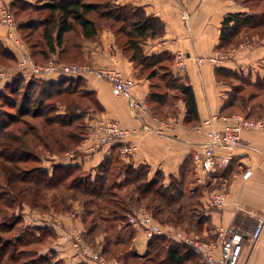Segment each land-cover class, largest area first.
<instances>
[{
  "label": "crops",
  "instance_id": "1",
  "mask_svg": "<svg viewBox=\"0 0 264 264\" xmlns=\"http://www.w3.org/2000/svg\"><path fill=\"white\" fill-rule=\"evenodd\" d=\"M14 1L0 0V6H12ZM114 3L142 8L147 15L159 18L165 24L163 37L150 38L142 44L144 53L148 56L168 54L173 57L171 72L176 78L186 79L192 86L198 105L199 121H186L184 103L179 117H170V121H166L170 125L167 129L159 133L149 132L137 139L138 150L134 155H125L122 147L115 149V146L100 145L90 133L77 153L44 158L42 168L50 174L54 169L52 166L56 165L80 166L85 172H95L107 157L117 151L120 159L135 168L149 166L151 178L156 172H161L165 183L169 182L171 176H178L189 159L194 164L196 176L200 178L199 184H205L207 176L200 177L194 157L207 142L209 129L203 128L199 131L198 128L207 120L216 118L215 127L222 130L226 124L232 122L234 114L230 108H224L229 97V87L217 79L216 68L238 72L253 81L264 77L263 67L260 66L264 63V39L259 37L252 38L253 46L241 50L233 59L218 66L207 61L215 55L220 44L225 17L231 13L251 14V9L237 0H114ZM99 27L96 39L85 40L82 37V40L74 43L81 60L96 68H114L125 77L133 78L136 85L130 95L117 97L109 82L92 73L83 76L87 90L95 94L104 108L103 116L117 120L127 128H155L151 109L156 105L151 102L150 79L142 76L119 46V38L111 24L104 22ZM0 42L12 51L17 60L21 58L19 49L8 40L7 26L1 22ZM180 55L183 56L182 61L179 59ZM199 59L203 61L199 62ZM18 71L13 72L17 74ZM1 79L0 92L5 84L2 82L10 83V80ZM219 152L222 156L225 154ZM231 153L232 159L228 164L218 167L214 173L208 175L213 178L210 183L212 186L216 185V191L228 193L226 205L221 209H212L208 215L215 233L218 234L221 230L227 234L239 232L245 237L239 264H264V233L256 244L250 240L256 226L264 220V129L244 132L240 144ZM248 171L251 174L245 177ZM211 194L210 191L204 193L203 204L206 205V201L209 203ZM75 207L74 218H70V213H38L32 211L28 205H24L19 213L25 230L38 229L37 236H40V230L50 232L47 237H42L43 242L39 244L44 245L39 249L40 257L52 256L53 264H98L64 239L69 231L86 230L83 223L85 212L78 204ZM124 233H128L130 239L133 238L135 252L144 255L150 241L144 230L132 226Z\"/></svg>",
  "mask_w": 264,
  "mask_h": 264
},
{
  "label": "rangeland",
  "instance_id": "2",
  "mask_svg": "<svg viewBox=\"0 0 264 264\" xmlns=\"http://www.w3.org/2000/svg\"><path fill=\"white\" fill-rule=\"evenodd\" d=\"M24 1H26V3ZM45 1L46 0H22L21 2H18L14 8L7 5L0 6L1 23H3L1 21V13L3 10L7 11L8 14H10L11 16L12 19L11 24L14 28L13 35L15 37L13 44L19 45L18 49L20 51V55L21 56L26 55L33 64L38 66L58 64V65H66V66L77 65L80 67L89 66L95 68V66L81 60L77 52V49L75 47L76 44L74 43H76V41L82 40V34H80V31L79 32L77 31L78 30L77 27L74 29L72 33H70L67 36L66 39L67 43L64 45V48L66 49L64 51L61 48H57L56 53L52 54V57L46 60H45L46 53H44L45 55L40 54L41 53L40 50H44L47 48H44L43 44L37 45V43H40L41 31H42L41 27L39 28L37 24L39 19L43 20L46 17H49L50 14L48 11H35L32 8L30 9L29 5H27L28 4L27 2H29L30 5L33 6V5H42L46 3ZM90 1H95L97 3H106V4L109 3L110 5L112 4L111 2H114V0H90ZM243 1L247 2L248 3L247 5L251 6L253 10L256 12H262L264 10V0L262 1L243 0ZM116 6L117 5L114 4L112 5L114 9ZM91 17L95 19L99 23V25H103V22L105 21L98 18V15L95 12H92ZM26 23H31L32 26H34L33 30L25 29L23 28L24 26H21V24H26ZM113 29L119 38V46L124 50L127 57L130 58L131 56H133L134 53L133 50L131 49V44L129 43L130 31L132 30V28L128 24L126 25L122 23H117L114 25ZM255 37L260 38V36L256 34ZM261 39H264V30L261 33ZM243 42L245 41L237 43L233 47L231 46L230 48H228L227 50L226 49L217 50L214 56L208 58V59L212 57L221 58V60L217 61V63L212 60L211 61L207 60V61L214 64L215 66H218L222 62H226L230 59H233V57L241 50L253 46L254 41L252 38H250V40H248L247 43L246 42L243 43ZM17 62L18 61H16V63H13L8 59L3 60L2 58H0V78L5 73H10L12 75L10 78L1 79L2 81H7V80L11 81V79L16 75V73H14L13 71L19 70L18 68L19 63ZM146 63H147L146 68L137 65V69L141 72L142 76L150 79L152 92L158 93L162 97V99H160V103L155 104L156 106L152 107L153 109H151V112L154 114L152 118L156 124L155 128H157V130L161 129L160 132H162L165 129H167L164 125H162V122H164L167 125L168 123H166V121H170L169 120L171 119L170 117L172 118L179 117V115L183 111L184 101L182 99L180 90L176 88L177 85L174 82L176 77L170 71V66H171L170 63L159 62L157 59L147 60ZM260 66H262L263 67L262 69L264 70V63L260 64ZM232 73H234L233 76L227 75L224 78L222 77L221 80L229 87V95L230 94L233 96L235 94L237 95L238 101L236 102V106L233 109H231V111L232 110L235 111V113L233 112L234 113L233 116H237L240 114H247V113L249 114L251 113V108H252L251 106H255L257 104H264V90L258 88L259 84L264 85V77L255 79L253 81L251 80L250 77L242 76L238 72L232 71ZM27 78L30 79L32 77L28 75ZM44 80H46L47 82H52L53 79L44 78ZM2 83H5L6 85L8 84V82H2ZM28 83L25 82V84L18 85L17 89L15 90L17 91V93H15L16 95L10 94L6 98H0V122L2 120H6V121L10 120V116L18 117L19 121L14 123L9 128L8 131L12 134L18 135L21 138L20 141H22V145L24 146V148L31 147L35 149V151L39 153V155L41 156V157L35 156L37 158L35 162L30 161L29 163L26 164L22 163L19 166L21 167V169H29V168L31 169L40 166L42 162L41 158L43 156H45L43 158L49 159V157L51 156L63 157L64 154L66 153H77L79 151V148L89 137L90 133L93 134L92 136H94L95 139L101 145L102 139L106 135L105 133L101 132L100 129L98 128V124L100 123V121L116 122V124H118L121 128H125V129H139V128L124 127L119 121L103 116L104 111L101 112L98 108L95 107V105H93L94 102L93 99H95L94 96L92 95L91 98L86 97L88 95L87 84L85 80H83L82 78L79 80L75 79V81L73 80L66 85V87H70L72 91H77L76 93L74 92V94L63 95V96L61 95L54 98H47L48 97L47 93L54 91L49 85L47 86L44 85L43 82H37V81L28 82ZM5 84L3 86V89L6 87ZM27 85H31V86H27ZM27 94H30L32 96L30 100L31 103L41 102L45 105H53L54 108H51L52 110L50 113H48V115L44 114L43 116H39L37 118L32 117V114L27 116H21L20 113L18 112V109H20V107H22V105L25 104V102L23 104L22 100H23V96ZM251 95H255L254 100L250 102V104L248 105L246 104L247 106H242V105L240 106L241 99H248V97H250ZM63 104H74L79 107V110L75 108H71L70 111L72 112L68 114L70 116L72 114L76 117L73 125L66 127V126H60L58 124H52V125L45 124V121L48 119V117L55 118V116H57L58 113L64 114L67 111L66 109L67 107H64ZM10 105L16 106V109H12L13 107ZM148 112L150 111L148 110ZM254 112H255L254 115L250 117L253 118L264 117V107L263 109L257 108ZM97 117L99 118L97 119ZM146 133H149V131H145L142 134V137ZM138 138L139 137L134 139L137 144H138L137 141ZM1 162H3V158L0 156V163ZM123 163L124 162H116V164L112 166V170L110 171L109 176L108 177L104 176L105 185L107 186V188L108 187L112 188V191L110 190L112 192V195L111 197H107V198L105 197L101 198L95 196H83L79 194L75 197L76 200L74 199L72 200L71 197L74 196L75 192L73 191L62 192L61 190L60 192L45 191L44 193L47 194L46 197L38 196L37 198V196L32 192L31 188L29 187L30 185L28 183L19 184L20 188H24L25 186V193L23 192V196H21L23 198L16 197V199L18 201L20 200L21 203L20 205L22 204L23 205L21 206V208H19L18 205L9 207L8 203L1 202V204L4 205H0V223L2 224V226H5L8 229L9 228L8 223L11 221L13 217H17L16 214L22 211L24 205H28L32 211L34 210L35 212L38 213H47V212L48 213L53 212L58 214L70 213L69 214L70 218H74L75 217L74 211L76 209L75 205L78 204L80 207L83 208L85 214L89 213L88 226L87 228H85L86 229L85 231L82 230L69 231L64 236V239L67 242L70 241L78 250L82 252H87L94 257L99 256L100 258H103L104 260L110 263L119 262V260L121 259L125 264H150L151 263L150 257L148 258L140 257V258L132 259V258H128L127 254L122 255V252L124 251H128V252L130 251L132 255L133 254L136 255L133 242L130 241L131 240L129 238L130 236H128L129 232L124 233V231H127L129 227L133 226L130 223V217L133 215L125 212L124 210H126L128 207H131L134 211L139 212L142 218L145 216V214L143 213L141 208H143V206L145 207L146 204H148V200H145L144 203L138 202L135 195L131 192L132 190L131 187H126L121 189H116L115 186H113L114 188L112 187V185L118 183L120 179L119 173L120 171H122L123 168L122 166H124ZM52 167L54 168L55 166ZM189 168H191L190 169L191 172L187 174L185 187H184V189L186 190L185 201L186 200L188 201L190 197L189 195H191L192 192L195 193L193 194V197H196L201 192L205 193L206 191H210V193H212L211 195L219 192L216 191L217 189L214 188V186L216 185L212 186L210 183V181L213 179L212 177L207 176L205 178L206 183L199 184L198 182L199 177L196 176L193 165H190ZM102 172L103 169L97 168L95 172L81 171L75 173V177H79V179L82 180L90 179L92 181H96L97 177L101 175ZM7 185H8V180L5 176V173L3 172V169L0 168V193L2 194L4 192L10 193V191L7 188L8 187ZM89 188L91 189V187ZM36 198L38 199V205H36L37 209L30 206L32 205V202H34ZM108 200L112 201L110 202L111 204H117L119 206L113 208L108 207L106 204ZM192 201L195 200L193 199ZM203 207L207 212L211 211L212 209H215L214 207H211L209 205L208 201H206V205L203 204ZM202 208L201 207L193 208V210L186 209V211H188L189 216L192 217V221L191 219L188 218L185 225L182 226H177L175 224H170L171 226L161 225L154 217L153 218H154V222L160 225L165 230H171V229L182 230L190 236H193L195 238L199 237L202 241L208 239L212 241L213 240L218 241L220 239L219 233L218 234L215 233L213 229L210 230L212 232L205 230V228H210V227L204 225L205 212L204 209ZM176 209L177 211H180L178 208ZM152 216L150 218H152ZM168 216L169 215H167V217ZM161 217H163V215ZM120 218H123V220H120ZM198 221H202L201 228L197 226ZM94 222L98 225V228L94 229L92 233L90 232V230H88L90 229L88 227L92 225ZM109 227L110 229L108 231L107 229ZM22 230H24L23 226L22 228L18 227L12 233L2 234V236H0L2 237L1 238L2 242L8 239L13 241L18 235L21 234ZM106 230L107 232H104ZM32 235L30 234L26 235V238L32 239L31 238ZM107 239L111 240L112 242L114 241L115 242L118 241L121 243L124 242L126 246L122 244L121 246L118 247L117 252L114 250V254H112V256L110 255L107 258L106 256L102 255V249L104 248ZM3 247H4L3 245L0 246V255H3L2 259H7V262L4 264H53L54 263L52 256L42 258L38 255L39 249H42L44 247V245L42 244L41 245L33 244L32 246H30V248L29 247L25 248L26 253L21 252L24 249L22 244L20 245V244L12 243L11 247L9 246L5 248ZM12 252H14V254L17 255L14 262L13 260L10 261L11 257H13L12 256L13 254H11ZM164 257L165 254H162L161 258ZM113 258H117V259H113ZM44 260L47 263L44 262ZM193 262L195 264H206L202 259L199 260L198 256H196V259Z\"/></svg>",
  "mask_w": 264,
  "mask_h": 264
},
{
  "label": "trees",
  "instance_id": "3",
  "mask_svg": "<svg viewBox=\"0 0 264 264\" xmlns=\"http://www.w3.org/2000/svg\"><path fill=\"white\" fill-rule=\"evenodd\" d=\"M21 1L22 0H15L11 7L14 8L15 5ZM237 1L243 2L245 5L248 4L243 0ZM24 2L26 3V1ZM45 2L46 3L42 5L33 6L30 5L29 2H27V5H29L30 9L32 8L35 11H48L50 14L49 17H46L43 20L39 19L37 24L39 28L41 27L42 29L40 38L41 40L40 43H37V45L43 44L44 48H47L44 50H40V54L45 55L44 53H46L45 60L50 59L52 57V54L56 53L57 48H61L63 49V51L66 49L64 48V45L67 43V36L72 33L76 27L78 29L77 31H80V34H82V37L85 40L96 39L99 34V26L101 25H99V23L91 17L92 12H95L98 15V18L105 20L104 22L111 24L112 27H114V25L117 23H122L126 25L128 24L132 28V30L130 31L129 43L131 44V49L134 53L133 56L130 57V59L136 67L138 65L142 66L143 68H146L147 60L157 59L159 62H169L171 65V71V67L173 64V57L171 55L160 54L148 56L144 53L142 44L150 38L156 39L163 37L166 28L165 24L159 18L147 15V13L142 8L121 6L111 1V5L109 3H97L95 1L90 0H46ZM113 4L117 5L115 9L114 7H112ZM247 7L251 9V14L231 13L225 17L221 27L220 44L217 47V50H227L228 48H230L231 46L233 47L237 43L250 40V38L255 37V34L259 35L261 38V33L264 30V10L262 12H256L251 6L247 5ZM21 26H24L23 28L30 30H33L34 27L31 23L21 24ZM76 43H78V41H76ZM0 58H2L3 60L8 59L13 63H16L17 60L12 51L4 47L1 42ZM215 72L216 77L219 81H222V77L224 78L227 75L233 76L234 74L232 73V70L220 67H217ZM27 76L28 75L24 73H17L11 79L10 83H8L6 87L0 92V98H6L10 94L16 95L15 93H17V91L15 90L17 89L18 85L25 84V82L28 83L36 81L43 82L44 85H49L52 90H54L50 93H47V98H54L61 95H70L74 94V92L76 93L77 91H72L70 87H66V85L73 80L75 81V79L79 80L82 78L83 80H85L83 76H78L65 77L61 78V80H52V82H47L46 80H44V77L42 78L31 76L32 78L28 79ZM174 82L177 85L176 88L180 90L182 99L185 103L186 121L189 123L198 122L199 111L192 86L187 82L186 79L182 78H176ZM258 88L264 90V85L259 84ZM87 92L88 95L86 97L91 98V96L93 95L95 98L93 99V105H95L96 108L103 112L104 108L96 99L95 94L89 90H87ZM254 96L255 95H251L250 97H248V99H241L240 106H247L248 104H250V102L254 100ZM31 98L32 96L30 94L23 96L22 101L23 104L24 102L25 104L22 105L20 109H18V112L21 116H27L32 114V117L37 118L39 116H43L44 114L48 115V113H50L52 110L51 108H54L53 105H45L41 102L31 103ZM160 99H162L161 95L152 92L151 102H153L154 104H159ZM237 101V95L235 94L233 96L230 94L224 108H230L229 110L233 109L236 106ZM63 106L67 107V111L64 114L58 113L55 118L48 117V119L45 121V124H58L60 126L66 127L72 126L76 117L72 114L71 116L68 114L72 112L70 111L71 108L79 110V107L74 104H63ZM12 107V109H16V106ZM251 107V113L243 115L250 119H259L260 117L253 118L250 116L254 115V111L257 108L263 109L264 104H257ZM232 112L235 113V111L233 110ZM18 121V117L10 116V120H2L0 122V156L3 158V162L0 163V168H2L3 172L5 173V176L8 180L7 188L10 191V193H0V205H4L1 204V202H5L8 203L9 207L18 205V207L21 208L23 204L20 205V200L18 201L16 197L20 198L21 196H23V192L25 193V186L23 185L24 188H20L19 186V184L23 183H28L30 185L29 187L31 188L32 192L37 196V198L38 196L46 197L47 194L44 193L45 191L60 192V190L62 192H75L74 196L71 197L72 200H76L75 197L79 194L83 196H95L101 198L111 197L112 188H107L104 182V178L109 176V173L112 170V166L116 164V162H124V166H122V171H120L119 173L120 179L118 183H115V185H112V187L115 186L116 189L131 187V192L135 195L138 202L144 203L145 200H148V204L143 207L146 208L161 225H185L188 218L192 221V217L189 216L188 211H186V209L193 210V208L203 207L202 198L204 196V193L202 192L196 197H193V194L195 193L192 192L191 195H189L190 197L188 201H185V181L187 178V174L191 172V168H189L190 165H194L189 159L186 160L178 176L170 177V182L168 184L165 183V177L161 172H156L155 176L151 178L149 177V166L142 165L138 168H135L132 164L127 163L123 159H120L119 154L116 153L117 151H114L112 155L110 157H107L98 167L103 169V172L97 177L96 181H92L90 179L82 180L79 179V177H75V173L84 171L80 166L56 165L53 169L52 174H50L48 171L42 168L44 160L43 157L45 156L41 158L42 162L40 166L31 169H21V167L19 166L22 163L26 164L30 161L35 162L37 160L35 156H41L35 151V149L31 147L24 148V146L22 145V141H20L21 138L18 135L12 134L8 131L9 128ZM113 146H115V149H121L122 147V145L120 144ZM89 187H91V189ZM37 198L34 200V202H32V205H30L31 207L36 209V205H38ZM193 199L195 201H192ZM110 202L112 201L108 200L106 202L107 206L110 208L119 206L117 204H111ZM176 208H178L180 211H177ZM202 209H204V207ZM124 211L129 214H132L134 212L131 207H128ZM204 212V225L210 227L205 228V230L210 231L213 229V224L210 216L208 215V212L205 211V209ZM88 214L89 213H86L83 216V222L86 228L88 226ZM162 215L163 217H161ZM167 215L169 216L167 217ZM16 216L17 217H13L8 223V229L5 226H2V224L0 223V236H2V234L12 233L18 227L22 228L23 218L21 217L20 213H17ZM120 220H123V218H120ZM201 224L202 221H198L197 226L201 228ZM88 228H90L88 230L93 233L94 229L98 228V225L94 222ZM109 229L110 227L107 230L109 231ZM24 230H22L21 234L18 235L13 241L8 239L2 242V237H0V246L3 245V248H5L7 246L11 247L12 243L20 245L22 244L24 249L21 252L26 253L25 248H30V246H32L33 244L38 245L42 243V237L44 235L47 237L50 233L49 231L40 230V236L36 235L35 237L36 231L38 229H33L34 231ZM107 230L104 232H107ZM29 234H33L31 237L32 239L26 238V235ZM130 241H133V238ZM203 241L212 240L208 239ZM122 244L126 246L124 242H112L111 240L107 239L106 244L102 249V255L106 256L107 258L110 255L112 256V254H114V250L117 252L118 247ZM11 254H13V257H11L10 261L13 260L14 262L17 255L14 254V252H12ZM124 254H127V257L132 259L140 257H150V264H195L193 261H195L196 256H198L194 254L191 248L184 244L176 242L168 236H160L151 239L148 244V249L144 255H139L138 253H136V255H132L130 251L122 252V255ZM162 254H165L164 258H161ZM2 257L3 255H0V264H4L7 262V259H2ZM198 259L200 260L201 257L198 256ZM44 262L46 261L44 260ZM119 262L125 264L121 259L119 260Z\"/></svg>",
  "mask_w": 264,
  "mask_h": 264
},
{
  "label": "built area",
  "instance_id": "4",
  "mask_svg": "<svg viewBox=\"0 0 264 264\" xmlns=\"http://www.w3.org/2000/svg\"><path fill=\"white\" fill-rule=\"evenodd\" d=\"M205 1V0H203ZM3 10V9H2ZM1 21L8 28V40L14 42L12 26V19L7 11L3 10L1 13ZM16 48L19 45L13 44ZM179 59L183 60V56L180 55ZM207 60H212L217 63L221 60L219 57H212ZM203 59H199L202 62ZM19 71L18 73L28 74L32 77H44L61 79L65 77H78L85 76L87 74L95 73L107 80L113 88V94L117 97L130 95L133 91L136 81L133 78L125 77L120 71L114 68H93V67H80L77 65H43L38 66L33 64L26 55H22L18 60ZM221 63V62H220ZM219 64V63H218ZM180 67L184 65L179 64ZM12 75L5 73L1 78L7 79ZM216 118L207 120L204 124L200 125L198 130L202 131L203 128H208L207 142L202 145V150L197 152L194 157V163L198 169L200 177L208 176L216 171L218 167L224 166L232 159V150L236 148L242 139V135L246 131L263 130L264 129V117L259 120L247 118L245 115L240 114L232 117V122L226 124L225 128L219 130L215 127ZM166 128L170 125H166L162 122ZM95 128V127H94ZM98 128L101 132L105 133V137L102 139L101 145L113 146L122 145V153L125 155H134L137 150V143L134 140L145 131L159 133L161 131L157 128L143 126L139 129H125L121 128L116 122L100 121ZM96 133V131H95ZM225 154L222 156L220 152ZM251 172H247L245 177H249ZM200 179V178H199ZM228 199V193L225 191H219L209 198V205L211 207L221 209L223 208ZM144 217L141 218L139 212L134 211L133 216L130 217V223L137 228H141L146 233L149 240L160 237L168 236L178 243L184 244L191 248L194 253L201 257L206 264H239L243 251L245 237L239 232H233L230 234L224 231H219L220 239L214 241H202L199 238H195L186 234L182 230H165L160 225L154 222L153 216L146 208H141ZM149 214V215H148ZM148 215V216H147ZM152 218H150L151 216ZM150 216V217H149ZM264 233V220H262L254 229L250 240L252 243H257ZM91 260L98 262L99 264H121L119 262L110 263L99 256H92L87 252H84Z\"/></svg>",
  "mask_w": 264,
  "mask_h": 264
},
{
  "label": "bare ground",
  "instance_id": "5",
  "mask_svg": "<svg viewBox=\"0 0 264 264\" xmlns=\"http://www.w3.org/2000/svg\"><path fill=\"white\" fill-rule=\"evenodd\" d=\"M154 219V218H153Z\"/></svg>",
  "mask_w": 264,
  "mask_h": 264
}]
</instances>
